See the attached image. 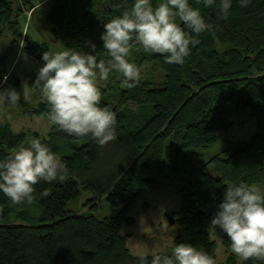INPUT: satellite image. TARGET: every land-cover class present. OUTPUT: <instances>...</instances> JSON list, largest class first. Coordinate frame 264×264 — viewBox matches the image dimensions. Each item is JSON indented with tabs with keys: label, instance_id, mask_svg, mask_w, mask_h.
Instances as JSON below:
<instances>
[{
	"label": "trees",
	"instance_id": "1",
	"mask_svg": "<svg viewBox=\"0 0 264 264\" xmlns=\"http://www.w3.org/2000/svg\"><path fill=\"white\" fill-rule=\"evenodd\" d=\"M152 3L155 6L157 0ZM190 3L201 9L213 29L197 37L199 43L183 65L167 64L160 54L133 49L132 62L140 69L145 63L155 64L164 73L163 83L140 79L137 87L128 89L114 77L101 85V106L117 113L115 140L100 146L54 126L48 138L32 131L17 134L4 114L0 117V160L36 137L69 169L64 182L41 181L36 185V199L23 203L39 210L36 224L12 223L7 207L15 204L0 193V264H140L127 247L123 226L134 225L130 210L142 194L161 191L181 194L185 215L205 210L204 216L187 221L176 244L191 243L215 260L217 244L210 222L227 185L243 180L264 187V0H251L247 7L233 0L228 17L215 7L204 8L196 0ZM132 4L133 0H54L46 21L66 50L88 52L90 41L97 46V58L103 59L99 37L104 23L130 10ZM23 7L35 8L29 2ZM12 17V4L0 0V26ZM13 34H17L16 44L22 31L15 28ZM49 50L45 43L29 40L25 46V53L41 64ZM30 83L41 93L38 85ZM117 93L118 99L113 100ZM15 109L20 115L47 119L49 105L19 102ZM248 111L256 118L257 133L244 142L223 140L219 132L234 126ZM79 140L85 142L72 155L60 153L61 143ZM168 146L172 156L165 176ZM45 191L47 195H42ZM83 191L93 195L91 203L105 198L118 214L99 219L74 211L71 206ZM221 235L232 254L227 264H235L231 242ZM146 264H151V257Z\"/></svg>",
	"mask_w": 264,
	"mask_h": 264
},
{
	"label": "clouds",
	"instance_id": "2",
	"mask_svg": "<svg viewBox=\"0 0 264 264\" xmlns=\"http://www.w3.org/2000/svg\"><path fill=\"white\" fill-rule=\"evenodd\" d=\"M204 8H217L222 17L231 14L233 0H196ZM247 7L251 0H239ZM177 21H182L183 26ZM213 29L201 9L190 0H133L130 10L106 21L100 34L105 58L98 59L95 43L87 42L89 51L44 52L34 84L41 88L49 105L50 126L68 136L85 138L104 146L117 138V113L101 106V84L119 78L121 86L139 85L140 68L130 59L133 49L146 54H160L167 64L183 65L197 37ZM7 80V77L4 78ZM25 82L23 100H27ZM21 93L15 88L0 90V105H18ZM69 169L62 158L40 138L31 137L26 145L0 160V193L15 205L31 204L36 199V185L64 182ZM42 195H47L45 191ZM210 226L230 240L239 261L264 262V187L246 181L231 182L223 192ZM140 264H215L211 255L191 243H178L171 255L138 253Z\"/></svg>",
	"mask_w": 264,
	"mask_h": 264
},
{
	"label": "rangeland",
	"instance_id": "3",
	"mask_svg": "<svg viewBox=\"0 0 264 264\" xmlns=\"http://www.w3.org/2000/svg\"><path fill=\"white\" fill-rule=\"evenodd\" d=\"M8 1L12 4L13 17L10 22H3L4 25L0 26V90L15 88L21 93L19 102L38 105L46 100L43 98L42 92L38 93L30 82H35L42 64L36 58L25 53V46L29 40L31 43H45L50 47L49 52L66 50L56 30L46 21V17L54 7V0ZM25 2H29L35 8L26 9L23 7ZM13 21H17L18 24L12 23ZM15 28L22 31L20 40L16 44L14 42L17 39H13L14 35L17 36V34H13ZM140 72L143 82L162 84L164 81V73L153 63H145ZM5 77L7 80L4 79ZM25 82L30 85L27 89V100H23L22 85ZM118 97L119 94L117 93L113 100L118 99ZM11 106H13L12 109ZM15 107L17 108V105H0V117L4 114L3 116L8 120L14 133L21 134L23 131H32L49 137L52 126L49 125L46 118L20 115ZM256 133V118L248 111L235 120L234 126L220 131L219 135L223 140L244 142L250 140ZM84 142V140H79L68 142V144L67 142L61 143L60 153L72 155L73 149L81 147ZM171 156V148L168 146L164 155L163 175L165 176L169 174L167 166ZM92 199L91 193L83 191L78 202L71 208L74 211H80L79 213L92 214L99 219L114 217L118 214L119 211L109 205L105 198L96 203L89 202ZM88 204L90 205L87 206ZM182 204V195L178 193L161 191L142 194L130 210V216L135 219L134 225H124L122 230V235L127 237V247L130 252L134 256L144 252L171 253L176 244V236H182L181 232L188 224L187 221L193 217L191 212L186 215L182 213ZM7 208L12 223L36 224L38 222L39 210L32 205L10 204ZM168 215L176 220L172 227L169 226ZM24 216L29 217V219L24 220ZM211 236L217 244L215 264H227L232 254L224 246L220 230H214L211 227ZM235 258V264H244V261H239L236 255ZM256 264H264V262L257 261Z\"/></svg>",
	"mask_w": 264,
	"mask_h": 264
},
{
	"label": "water",
	"instance_id": "4",
	"mask_svg": "<svg viewBox=\"0 0 264 264\" xmlns=\"http://www.w3.org/2000/svg\"><path fill=\"white\" fill-rule=\"evenodd\" d=\"M191 213L193 214L194 218L197 217V216L198 217H202V216L205 215V210L201 209V210L196 211V212L191 211ZM167 218H168V221H169V226L172 227L176 223V220L174 219V217H172L170 215H168Z\"/></svg>",
	"mask_w": 264,
	"mask_h": 264
},
{
	"label": "flooded vegetation",
	"instance_id": "5",
	"mask_svg": "<svg viewBox=\"0 0 264 264\" xmlns=\"http://www.w3.org/2000/svg\"><path fill=\"white\" fill-rule=\"evenodd\" d=\"M189 212H191V211H189ZM193 218H194V216H193ZM196 218V217H195Z\"/></svg>",
	"mask_w": 264,
	"mask_h": 264
}]
</instances>
